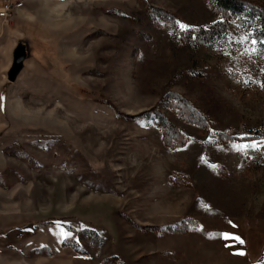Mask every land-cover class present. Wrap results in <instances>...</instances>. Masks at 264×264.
Here are the masks:
<instances>
[{
    "label": "rangeland",
    "instance_id": "obj_1",
    "mask_svg": "<svg viewBox=\"0 0 264 264\" xmlns=\"http://www.w3.org/2000/svg\"><path fill=\"white\" fill-rule=\"evenodd\" d=\"M4 3L0 264H152L166 246L184 250L175 264H253L218 252L252 239L264 264V63L240 26L195 46L180 34L220 21L205 0ZM18 44L26 58L9 82ZM169 94L205 126L168 108ZM152 110L183 145H164ZM249 141L260 149L234 147Z\"/></svg>",
    "mask_w": 264,
    "mask_h": 264
},
{
    "label": "trees",
    "instance_id": "obj_2",
    "mask_svg": "<svg viewBox=\"0 0 264 264\" xmlns=\"http://www.w3.org/2000/svg\"><path fill=\"white\" fill-rule=\"evenodd\" d=\"M211 12L218 16L220 21L215 22L209 28H197L185 33L180 37L183 42H193L195 46L204 45L213 39L221 38L226 33V24L229 20H234L241 28L249 41L255 40L253 45L255 50L252 52L253 57L259 62L264 63V10L244 0H205ZM153 14L161 21L169 22L173 27L174 17L159 10H152ZM176 29V27H175ZM167 107L175 112L184 122L204 127V119L192 107V105L179 95L169 94L166 98ZM155 119V125L161 132L162 141L167 147L181 146L184 143L182 135L173 128L165 119L156 111H150ZM218 143H225L229 139L226 133H218L215 136ZM186 224L178 225L176 231H182ZM156 230V229H153ZM172 230V229H170ZM169 230V231H170ZM185 231V230H183ZM76 251V250H75ZM79 254L78 252H76ZM115 258L103 260L101 264H116Z\"/></svg>",
    "mask_w": 264,
    "mask_h": 264
},
{
    "label": "crops",
    "instance_id": "obj_3",
    "mask_svg": "<svg viewBox=\"0 0 264 264\" xmlns=\"http://www.w3.org/2000/svg\"><path fill=\"white\" fill-rule=\"evenodd\" d=\"M220 249L221 248H219L218 252H220L221 255L222 252H224V254L229 256V258L231 259L230 261L232 263H236L239 260H243L246 258L248 259L249 262H252L253 264H257L260 259V254H261L260 252L263 249V247L262 246L258 247V241L256 240L255 242L252 239L250 243L247 242V249L244 255L238 254L240 250L238 249L237 245L234 243H231L228 246V248L224 251ZM155 253H156L155 256H153V258L151 259L152 264H175L186 261V259L184 258L185 257L184 250H177L176 253H178V255L176 256L174 248L166 246L164 248H161V250L155 251Z\"/></svg>",
    "mask_w": 264,
    "mask_h": 264
},
{
    "label": "snow or ice",
    "instance_id": "obj_4",
    "mask_svg": "<svg viewBox=\"0 0 264 264\" xmlns=\"http://www.w3.org/2000/svg\"><path fill=\"white\" fill-rule=\"evenodd\" d=\"M177 24L179 25V27L184 30V29H187L189 26L188 25H185L179 21H177ZM244 40H248V37H244ZM257 42L255 40L251 41V44L252 45H255ZM255 48H251V49H246V51H254ZM243 135V134H242ZM261 143L262 142H257V141H249V142H246V143H241L239 145H234L235 148H237L238 150L240 151H245L247 150L248 148H251L253 150H259L260 147H261ZM57 226H59V222H57ZM63 236H70L71 233H68V232H63L62 233ZM226 237L229 235V234H224ZM236 240H238L241 244L244 243V241L240 238V237H234ZM238 254L240 255H244L245 253L243 251H240Z\"/></svg>",
    "mask_w": 264,
    "mask_h": 264
},
{
    "label": "water",
    "instance_id": "obj_5",
    "mask_svg": "<svg viewBox=\"0 0 264 264\" xmlns=\"http://www.w3.org/2000/svg\"><path fill=\"white\" fill-rule=\"evenodd\" d=\"M26 58V50L22 44H18L13 53V60L10 69L7 72V80L12 82L22 69V64Z\"/></svg>",
    "mask_w": 264,
    "mask_h": 264
},
{
    "label": "built area",
    "instance_id": "obj_6",
    "mask_svg": "<svg viewBox=\"0 0 264 264\" xmlns=\"http://www.w3.org/2000/svg\"><path fill=\"white\" fill-rule=\"evenodd\" d=\"M11 15V6L7 3H4L0 8V18H2L4 21H7L8 19H10Z\"/></svg>",
    "mask_w": 264,
    "mask_h": 264
}]
</instances>
